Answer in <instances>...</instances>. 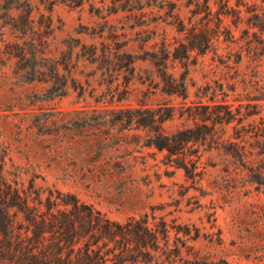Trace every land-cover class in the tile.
I'll return each instance as SVG.
<instances>
[{"label": "rangeland", "instance_id": "1", "mask_svg": "<svg viewBox=\"0 0 264 264\" xmlns=\"http://www.w3.org/2000/svg\"><path fill=\"white\" fill-rule=\"evenodd\" d=\"M192 2L0 0V166L20 190L32 180L42 190L75 195L115 222L143 215L150 224L165 222L169 244L145 264H264V41L250 36L259 51H249L247 25L233 29L228 20L235 42L220 37L215 50L191 52L187 61L170 57L167 72L182 79L187 97L163 95L150 59L164 43L173 50L183 42L179 22L204 23ZM1 4L16 8L17 26L28 22L26 35L10 29ZM12 43L44 58L20 60L7 48ZM101 44L130 54L134 69L120 68L127 64L122 58L113 71ZM54 57L68 64L60 74L85 94L69 88L63 97L36 100L48 85L34 79H48ZM110 92L125 98L115 108L175 107L164 132L191 128L202 139L180 156L146 147V130L91 111L107 108ZM225 113L227 121L212 124ZM205 118L211 120L204 129Z\"/></svg>", "mask_w": 264, "mask_h": 264}, {"label": "trees", "instance_id": "2", "mask_svg": "<svg viewBox=\"0 0 264 264\" xmlns=\"http://www.w3.org/2000/svg\"><path fill=\"white\" fill-rule=\"evenodd\" d=\"M192 1L193 15L201 16L200 19L204 23L190 22L189 26H186L179 22L177 31L182 33L183 42H179L173 50L170 45L164 43L158 55L153 54L150 59L160 80L154 85L159 87L163 95L169 97H187V88L182 79L178 82L167 72V61L170 57L173 60L187 61L191 52L205 54L217 48L220 37H223L225 42L233 43L236 40L233 29H237L242 23L247 25L243 35L249 51H259L253 41H264V0L260 3L253 0ZM213 7L217 9L214 10ZM1 9L7 11L4 17L8 18L7 25L12 31L21 35L30 31L28 22L22 27L15 23L12 13L16 8L1 4ZM228 20L233 29L228 26ZM250 36L254 38L253 41L249 39ZM7 45L20 60L28 58L27 56L35 60L39 56L44 58L43 53L31 49V46L23 48L17 43ZM260 47L264 52V44ZM81 49L85 47L82 46ZM116 49L109 44H101L105 62H109L108 65H112L113 71H116L115 66L125 58L127 64L119 67L132 71L134 68L130 69L129 65L134 61L130 59V54H116ZM49 59L52 63L48 79H34L38 83L48 85L41 98L36 100L43 102L63 97L69 88L78 90L80 96L85 94L83 86L60 74L61 67L63 71H67L68 64L55 57ZM110 70L108 68L107 71ZM103 96L94 98L95 103H100L101 99H104ZM106 97H109L105 101L109 105L107 108L91 111H103L110 116L119 115L121 117L116 118V121L146 130V147L166 151L169 156H180L184 154L188 143L202 139L201 134H195V130L191 128L172 134L164 132L163 124L175 116L173 106L158 103L155 107H148L141 103L136 108H115L110 105L120 103L125 98L121 94L115 96L113 92L107 93ZM225 115L230 113L223 116L217 114L212 120L205 118L202 120V127L207 128L205 123L209 120L212 124L227 121ZM193 121L197 128L195 120ZM241 156L246 155L242 152ZM178 167L182 168L186 175H191L186 165L181 164ZM256 177L258 183L259 176ZM162 243L164 247L169 244L168 226L163 221L150 224L149 217L143 215L130 217L123 223L115 222L92 205L81 202L75 195L56 189L42 190L36 187L32 180L26 188L20 190L7 180L0 166V264H145L153 260L159 251L164 250Z\"/></svg>", "mask_w": 264, "mask_h": 264}]
</instances>
